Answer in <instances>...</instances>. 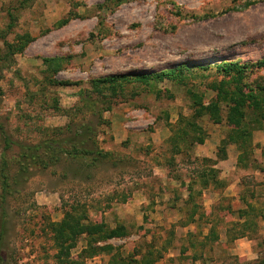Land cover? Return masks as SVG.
Masks as SVG:
<instances>
[{
    "label": "rangeland",
    "instance_id": "374dc122",
    "mask_svg": "<svg viewBox=\"0 0 264 264\" xmlns=\"http://www.w3.org/2000/svg\"><path fill=\"white\" fill-rule=\"evenodd\" d=\"M224 64L248 69L235 80L216 71ZM170 72L113 90L101 83ZM227 139L248 142L247 168L234 170L235 150L220 163ZM50 140H74L95 155L18 173L24 149ZM262 145L264 0H0V163L8 164L0 264H106L105 253L96 261L92 250L82 253L93 240L86 235L67 241L68 259L58 256L50 225L72 207L84 225L125 227L126 237L107 245L126 264H138L136 256L169 264L170 248L180 254L172 264H264ZM210 170L212 195L203 198L200 174ZM226 180L233 188L224 193ZM189 185L186 206L200 217L209 196L213 216L195 229L154 226L155 202L171 197L175 206Z\"/></svg>",
    "mask_w": 264,
    "mask_h": 264
},
{
    "label": "trees",
    "instance_id": "16d2710c",
    "mask_svg": "<svg viewBox=\"0 0 264 264\" xmlns=\"http://www.w3.org/2000/svg\"><path fill=\"white\" fill-rule=\"evenodd\" d=\"M13 47L10 45H6V56H9L13 52ZM20 52L21 48H18L16 52ZM5 57V56H4ZM55 60H44L45 64L53 63ZM247 67H240L236 64H224L221 66H217L216 71L225 77H231L235 80H238L242 76L245 75L247 71ZM206 71V70H205ZM165 77H174V73L170 72L167 74H158L155 76H149V75H140V76H116L109 79L103 80L101 83H108L110 84V87L112 90L115 88L117 81L124 82L126 84L130 83H140V84H148L151 79L155 80H162ZM82 133V130L79 128L77 129L76 134H74V138L78 137L80 138ZM3 140H4V151L10 150L12 144L8 140V138L5 136L4 133ZM178 140H181L179 138ZM67 142L70 145L62 144L64 142H57L56 140H50V141H44L38 144L34 147H26L23 151V159L30 163L22 162L20 165V169L18 170V173H24L28 168L31 166H37L39 168L45 169L49 166L55 165L61 159L63 156H68L72 160L82 159L86 158L90 155H95L94 152H91L90 150H86L85 148H78L75 144L76 141L74 140H67ZM234 142V141H232ZM66 143V141H65ZM235 143V142H234ZM238 143V144H237ZM234 145H236L238 148L242 149L243 146H245L248 142L239 143L237 142ZM231 142H229V139H227L226 142H223L221 145V149L218 153L222 152L223 155H225V148L230 145ZM68 146V148H67ZM66 147V148H64ZM225 156H223L224 158ZM99 157H92L91 162H97ZM222 158V159H223ZM243 158V155H242ZM8 164L5 161V157H2L1 163H0V183L2 185V191L5 193L8 189ZM213 170H210L208 172H202L200 175V179L202 182L203 187H207L209 181L207 180V173H210V178L212 177L213 180H215L213 173ZM217 179V178H216ZM212 182V181H211ZM189 191H192L191 187L189 188ZM5 198H2V203L5 201ZM75 208L72 207L70 210L65 214L63 221H61L58 224H51L50 230L52 231L53 235V243L58 249V256L59 257H67L69 258V251L70 246H67L66 243L69 239H75L78 236L86 235L92 240V242H88V248H85L82 253H86L87 249L92 250L93 252L89 254V257L94 258L97 254H106L111 255L113 252V249L111 246L107 245V241L114 240V239H123L126 237V229L122 225H118L115 229H110L106 223L101 221L100 223H87L86 225L83 224V221L72 215V211ZM0 246L2 242V238L4 235L3 228H0ZM104 242L103 246L99 247L98 245ZM61 257V258H62ZM144 256H141L138 264L143 263ZM130 263V262H129ZM109 264H126V261L121 259V257L118 255L116 257H113V259L110 261ZM131 264V263H130Z\"/></svg>",
    "mask_w": 264,
    "mask_h": 264
},
{
    "label": "crops",
    "instance_id": "0c3cea01",
    "mask_svg": "<svg viewBox=\"0 0 264 264\" xmlns=\"http://www.w3.org/2000/svg\"><path fill=\"white\" fill-rule=\"evenodd\" d=\"M262 147H264L262 145ZM233 150H235V158H234V170L235 169H244V168H247L246 167V163H245V160H244V157L242 158V150L240 148H238L237 146L235 145H229V147H226L225 148V157L223 159L220 160V163H224V164H228L229 161L232 160V158L230 157V153L233 152ZM233 161V160H232ZM224 175V172L222 173ZM264 175V174H263ZM199 182H202L201 180ZM227 184L224 185V189L220 190L222 192H226V191H231V189L233 188L232 186V182H229L228 180H226ZM237 186V180L234 181V187ZM192 187L191 185L189 186H186L185 189H183L182 193L181 194H176L175 197L177 198H174L173 197V204H175V206H167L166 203H169L170 202V199L171 197L169 198H163L161 201L162 202H166V203H163L162 205L159 203V202H155L156 203V207H154V211L156 212L154 215H151V220L150 221H153V223H157V224H154L157 225V226H165V224H170L171 227H174L175 223H178V222H183V224L180 226L181 228H186V229H195L197 228V223H200V217L204 220V218L206 219H210L213 215H211V208H208L209 206L208 205H211L212 203V200L209 199V196L212 195V193L209 192V187L210 185L208 184L207 187H203L202 185V193H201V197H205L206 198V195L208 194V203L206 201L203 202L202 204V210H201V214H200V217H197V215L199 214H196V210L193 208L192 205H190L189 207L186 206V203L187 201L191 200L192 199V191H189V188ZM164 192H167L165 190H161ZM237 188L235 190V193L236 194H231L233 196H237ZM170 192L169 194L170 195H173L171 191H168ZM165 194V193H164ZM214 195V194H213ZM230 195V196H231ZM217 196V195H216ZM224 196V194H223ZM175 200V202H174ZM176 200H178V203L176 202ZM138 201V200H137ZM139 207H142L143 205H147V207L149 206V203H147V199L146 197H144V195L142 194H139ZM189 205V204H188ZM123 206V205H122ZM130 207L132 208L133 206L130 205ZM141 209V208H140ZM125 210L127 211L128 208H125ZM166 210V211H164ZM143 211V210H142ZM147 211V210H146ZM164 212H167L168 214H171L173 213L175 216L174 218L176 217V220L177 222L175 221H171V216L168 218V216L164 213ZM159 215H158V214ZM148 214H152V213H148ZM142 217H144L146 215V213L142 212ZM160 217V218H159ZM179 217V218H177ZM206 225V227H208L209 230V234H213L214 233V229L212 228L213 226H210V225H207V223H204ZM211 224V223H210ZM118 225H116L114 228H111L109 227L110 229H115ZM149 243V242H148ZM171 250H168V253L166 254V259L168 261L169 264H172V261L175 260V258H177L180 254H178L175 250H173V248H170ZM147 254V251L144 252V254ZM165 254V253H163ZM162 254V255H163ZM112 255H108L105 259L106 261V264H109L110 261L112 260L111 258ZM136 258L140 259L141 256H136ZM135 258V259H136ZM97 258L94 257L92 258V261H96Z\"/></svg>",
    "mask_w": 264,
    "mask_h": 264
}]
</instances>
